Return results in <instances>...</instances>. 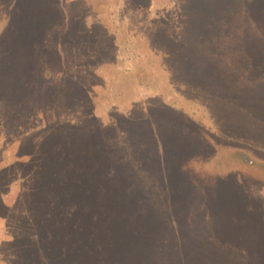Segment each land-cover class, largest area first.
<instances>
[{
    "label": "rangeland",
    "instance_id": "374dc122",
    "mask_svg": "<svg viewBox=\"0 0 264 264\" xmlns=\"http://www.w3.org/2000/svg\"><path fill=\"white\" fill-rule=\"evenodd\" d=\"M0 264H264V0H0Z\"/></svg>",
    "mask_w": 264,
    "mask_h": 264
},
{
    "label": "trees",
    "instance_id": "16d2710c",
    "mask_svg": "<svg viewBox=\"0 0 264 264\" xmlns=\"http://www.w3.org/2000/svg\"><path fill=\"white\" fill-rule=\"evenodd\" d=\"M202 29V28H201Z\"/></svg>",
    "mask_w": 264,
    "mask_h": 264
}]
</instances>
